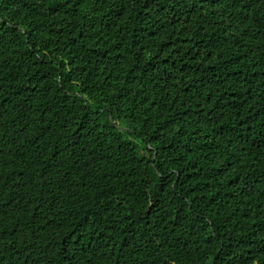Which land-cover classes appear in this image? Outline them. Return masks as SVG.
Segmentation results:
<instances>
[{"label": "trees", "instance_id": "obj_1", "mask_svg": "<svg viewBox=\"0 0 264 264\" xmlns=\"http://www.w3.org/2000/svg\"><path fill=\"white\" fill-rule=\"evenodd\" d=\"M0 264H264V0H0Z\"/></svg>", "mask_w": 264, "mask_h": 264}]
</instances>
